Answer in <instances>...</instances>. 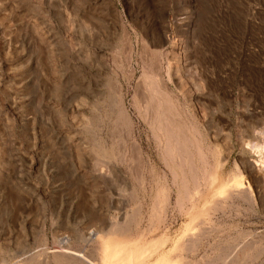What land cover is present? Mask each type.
<instances>
[{"label":"rangeland","instance_id":"rangeland-1","mask_svg":"<svg viewBox=\"0 0 264 264\" xmlns=\"http://www.w3.org/2000/svg\"><path fill=\"white\" fill-rule=\"evenodd\" d=\"M0 264H264V0H0Z\"/></svg>","mask_w":264,"mask_h":264},{"label":"bare ground","instance_id":"bare-ground-1","mask_svg":"<svg viewBox=\"0 0 264 264\" xmlns=\"http://www.w3.org/2000/svg\"><path fill=\"white\" fill-rule=\"evenodd\" d=\"M156 67V66H155ZM110 86L111 87H108L110 89V93L112 95V103H113V107H112V111H113V114H114V120H115V123L121 128L123 129L125 132L126 130L128 129L129 127V122H130V119H129V116L126 112V110L124 109V105H123V100H122V85L121 83L119 82L118 78L115 77V78H111L110 80ZM109 82V81H108ZM161 82V81H160ZM152 85V84H151ZM156 87V86H155ZM159 87V86H158ZM150 88H152L150 86ZM149 88V89H150ZM154 91V89H152ZM150 90V91H152ZM158 90V89H157ZM156 90V91H157ZM158 95L159 97L161 98V101H162V105L164 106H161L162 107V110H161V107H159L160 105L158 104V101H157V104L159 106H157V108L159 107L160 108V111L159 109L154 111L155 112V117L156 119L154 120L155 121V129L157 131V133H159L158 135H161L162 139H163V146L165 148V152L164 154L166 155L165 157H167L172 163L174 160H177V163H178V166L180 169L183 170V167H187V165L192 161V158H191V153L190 151L188 150V148L190 149L191 147H189V143H188V140L183 132V128H182V124L180 123V121L177 119V115L176 113L174 112V108H172L171 106V103H170V100L168 98V96L164 93V92H160L158 90ZM156 94V93H155ZM110 95V94H109ZM153 95V93H152ZM157 95V96H158ZM154 96V95H153ZM110 97V96H109ZM152 97V96H151ZM156 97V96H155ZM153 99V97H152ZM159 99V98H157ZM155 100V99H154ZM153 100V101H154ZM146 101V100H145ZM144 103V102H143ZM150 103V102H149ZM154 104V103H152ZM150 105V104H149ZM148 105V106H149ZM156 105V103H155ZM109 106V105H108ZM154 106V105H153ZM110 108V106H109ZM144 108V107H143ZM111 109V108H110ZM147 109V108H146ZM150 109H154L153 107H150ZM147 111L148 112V115H149V112L151 111ZM153 112V111H152ZM112 113V112H111ZM151 114V113H150ZM152 115V114H151ZM147 117V116H146ZM149 117V116H148ZM154 118V117H153ZM113 120V121H114ZM153 121V122H154ZM152 126V125H151ZM116 127V126H115ZM118 128V127H117ZM116 128V129H117ZM185 130V129H184ZM116 131V130H115ZM155 131V130H154ZM156 131H155V134H156ZM121 132V131H120ZM123 132V131H122ZM128 132V131H127ZM187 133V131L185 132ZM127 134V133H126ZM157 135V136H158ZM156 136V137H157ZM190 138V136H189ZM191 140L193 139L192 136L190 138ZM157 140H158V137H157ZM159 140H160V137H159ZM194 140V139H193ZM192 140V141H193ZM190 142V140H189ZM195 140L193 141V144H194V147H195ZM132 143V142H131ZM129 147V146H127ZM198 148V147H197ZM194 149V148H193ZM192 149V150H193ZM130 154H131V157L133 158L134 156H137L136 160H138V162L142 161V156H141V150H140V147L139 145H137L136 143H132L130 148L127 149ZM164 151V149H163ZM196 151V148L195 150ZM198 154V158L201 159L199 156H201V154H199L198 152H195ZM129 157V158H131ZM135 158V157H134ZM166 158V159H167ZM168 160V161H169ZM198 160V159H197ZM203 161V160H202ZM136 162V161H135ZM195 162V161H194ZM202 163V162H201ZM196 164V163H195ZM135 165V164H134ZM140 165V164H139ZM189 166V165H188ZM194 168L193 165L191 164V168L189 166V169L192 171ZM190 171V173H191ZM195 172L194 170L192 171V173ZM173 173V172H172ZM183 173V172H182ZM195 175V174H194ZM194 175L192 174V177L191 180L195 183L196 181H194L196 179V176L194 178ZM173 176L174 173H173ZM237 174H234L230 179L229 181H234L237 179ZM191 177V175H190ZM194 179V180H193ZM183 180V179H182ZM184 181V180H183ZM244 189V190H243ZM239 188L237 189L235 192V194L237 196H243L244 193L247 192V190L249 191V188L248 187H245V188ZM162 193V192H161ZM160 194V193H159ZM164 195V192L162 193ZM162 195V196H163ZM165 196V195H164ZM188 196V199H191V196L189 194H187ZM186 197V196H185ZM247 197V196H246ZM160 198H161V195H160ZM164 198V197H162ZM249 198V197H248ZM180 199V198H179ZM187 199V198H186ZM178 202V201H177ZM181 201H179L180 203ZM113 233V232H112ZM192 247V246H191Z\"/></svg>","mask_w":264,"mask_h":264}]
</instances>
